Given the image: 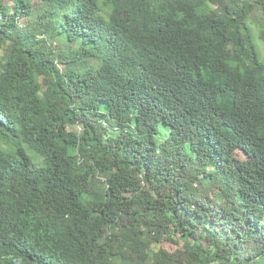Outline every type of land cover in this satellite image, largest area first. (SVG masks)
<instances>
[{"label": "trees", "instance_id": "trees-1", "mask_svg": "<svg viewBox=\"0 0 264 264\" xmlns=\"http://www.w3.org/2000/svg\"><path fill=\"white\" fill-rule=\"evenodd\" d=\"M261 43L264 0H0V264H264Z\"/></svg>", "mask_w": 264, "mask_h": 264}, {"label": "rangeland", "instance_id": "rangeland-1", "mask_svg": "<svg viewBox=\"0 0 264 264\" xmlns=\"http://www.w3.org/2000/svg\"><path fill=\"white\" fill-rule=\"evenodd\" d=\"M256 17H257V15H256ZM261 46L264 48V44L261 43ZM262 60L264 61V56H262ZM77 131H81V128L78 127V128H77ZM236 156H237L239 159H242V160H245V159H246L245 155L242 154L241 152H237V153H236ZM162 246H163L164 248H167V249L172 250V251L175 250V246H172L170 243H167V242L164 243Z\"/></svg>", "mask_w": 264, "mask_h": 264}]
</instances>
